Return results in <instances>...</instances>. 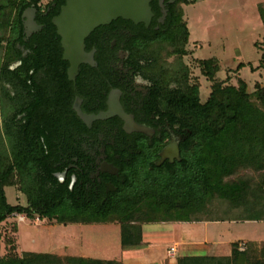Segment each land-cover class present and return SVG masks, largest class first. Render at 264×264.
<instances>
[{
  "label": "trees",
  "instance_id": "16d2710c",
  "mask_svg": "<svg viewBox=\"0 0 264 264\" xmlns=\"http://www.w3.org/2000/svg\"><path fill=\"white\" fill-rule=\"evenodd\" d=\"M66 1L51 3L61 6ZM199 1L184 0L183 4L195 5ZM39 2L0 0V51L10 57L0 65V225L14 215L62 224H100L114 217L122 221L123 247L131 249L143 244V225L147 223L264 222V174L257 182L244 177L229 180L246 164L254 171H258V166L264 169V83H256L251 92L243 79L237 85L230 84L229 79L219 81L222 68L217 61L196 60L201 75L212 84L211 93L203 102L201 84L199 80L192 81L183 62L191 33L182 7L172 11L167 31L151 38L166 41L167 51L157 57L161 53L154 46L149 50L150 41L146 46L157 57V68L160 65L166 70L160 63L164 55L179 58L174 70L180 86L165 94V111L177 119L173 125L185 133L181 161L157 167L153 163L156 154L147 166L143 158H137L132 168L124 172L118 194L106 205L88 202L85 190L78 189V185L71 191L70 176L66 183L58 181L55 174L63 169L58 164L64 153L48 151L54 152L57 129L66 127L47 122L52 113L46 104L49 100L31 93V72L44 69L47 64L49 69L61 70L62 49L52 34L37 42L39 57L34 61L21 58L18 48V44H24L21 16L34 4L39 8ZM258 8L264 24V4ZM15 59H22V66L12 70L10 63ZM103 66L100 61V69ZM245 66L239 65L237 72ZM15 185L27 197V206L8 202L5 188ZM5 242L14 255L0 259V264H124L32 252L18 257L13 240ZM246 244L245 252L235 243L229 256L179 257L178 264H264V242Z\"/></svg>",
  "mask_w": 264,
  "mask_h": 264
},
{
  "label": "flooded vegetation",
  "instance_id": "af4514ba",
  "mask_svg": "<svg viewBox=\"0 0 264 264\" xmlns=\"http://www.w3.org/2000/svg\"><path fill=\"white\" fill-rule=\"evenodd\" d=\"M39 1V8L34 4L21 16L24 44H18V48L22 51L21 58L34 61L39 57L37 42L52 34L62 49L61 70L49 69L47 64L44 69L31 72V93L49 100L46 104L52 113L47 122L66 127L57 129L54 152L48 151L64 153L58 164L63 169L55 177L66 183L70 176L71 191L78 185V189L85 190L88 202L106 205L118 194L124 172L132 168L137 158H143L147 166L150 157L156 154L153 163L157 167L179 161L175 145L182 153L185 133L177 124L173 125L177 119L165 111L168 109L165 94L177 90L180 81L177 73L173 77L160 65L156 70L157 57L146 46L147 41L150 44L157 41L151 38L167 31L172 11L182 7L184 0H153L154 17L149 26L118 19L97 28L85 42V53L93 56L95 65L82 64L73 77L54 24L68 0L61 6L51 3L52 0ZM100 61L104 62L101 69ZM3 64L0 60V65ZM20 66L22 59L10 63L12 70ZM117 101L143 132L128 129L118 116L97 119ZM167 149L172 154L163 160L161 154Z\"/></svg>",
  "mask_w": 264,
  "mask_h": 264
},
{
  "label": "rangeland",
  "instance_id": "374dc122",
  "mask_svg": "<svg viewBox=\"0 0 264 264\" xmlns=\"http://www.w3.org/2000/svg\"><path fill=\"white\" fill-rule=\"evenodd\" d=\"M187 1L192 3L194 0ZM260 4H264V0H200L195 5H182L184 20L191 33L190 44L187 46L188 54L183 58V62L189 70L192 81L199 80L203 102L207 101L212 84L201 75V70L195 63L196 60L217 61L222 68L217 76L219 81L224 82L229 79L230 84L237 85L238 80L243 79L249 83L251 92L255 90L256 83H264V66H261V59L264 55V24L259 13ZM165 42L157 40L150 44L149 50L151 51L154 46L160 51L161 54L157 55L160 57L167 51ZM257 43H259L258 48ZM161 58V65L166 66L165 71H169L170 75L176 77L174 74L177 71L174 69L178 67L179 58L176 55H164ZM9 59L8 53L1 49V62ZM241 64L246 66L237 72ZM158 69L159 67L156 68ZM1 114L0 107V126H2ZM258 167V171H254L246 164L237 175L229 180L234 181L239 177H244L257 182L264 174V169ZM5 191L11 205L27 206V197L20 191L18 185L9 186L5 188ZM111 219L100 224H62L57 221L51 222L48 219L40 220L39 217L31 220L21 215L11 216L0 225V259L14 255L9 251L10 247L5 242L6 239H12L13 247H17L18 257H22L25 252H32L57 255L63 259L84 257L102 261L118 259L121 263L128 262V259H122L123 250H128L122 245V221L114 217ZM183 225L182 222L147 223L143 225V232L157 239L163 233L173 232L174 240L179 242ZM230 225L232 241L264 240V222ZM262 244L260 243V247ZM136 249L140 250L141 247ZM231 251L232 245L228 240H224L220 246H210L209 253L229 256ZM169 254L171 255V252ZM172 263L176 264V261L173 260Z\"/></svg>",
  "mask_w": 264,
  "mask_h": 264
},
{
  "label": "water",
  "instance_id": "95a60500",
  "mask_svg": "<svg viewBox=\"0 0 264 264\" xmlns=\"http://www.w3.org/2000/svg\"><path fill=\"white\" fill-rule=\"evenodd\" d=\"M153 0H68L62 8L59 17L54 20L58 29V35L62 39L65 50V58L70 62L71 77L78 73L82 64L95 65L92 55L85 53L86 39L97 28L110 25L112 22L123 19L131 21L136 25L149 26L154 17L151 3ZM118 116L126 122V127L131 130L143 132L134 121L123 110L119 101L111 104V108L105 114L97 117L104 120ZM167 149L161 154L163 160H167L172 153ZM175 153L181 161L179 146L175 145Z\"/></svg>",
  "mask_w": 264,
  "mask_h": 264
},
{
  "label": "crops",
  "instance_id": "0c3cea01",
  "mask_svg": "<svg viewBox=\"0 0 264 264\" xmlns=\"http://www.w3.org/2000/svg\"><path fill=\"white\" fill-rule=\"evenodd\" d=\"M255 221L244 222H201V223H183L181 227V239L179 242L174 240L173 232L163 233L160 238L143 232V244L140 250L131 248L123 250L124 264H174L173 260L178 264L179 257H223L219 255H211L209 253L210 246H220L224 240H228L231 245L235 243L241 244L248 242H264L249 240H231L230 224H252ZM178 223V222H166ZM257 223V222H255ZM262 223V222H258ZM165 224V223H163ZM155 235V234H153ZM171 249L175 250L170 255ZM181 250V253L179 254ZM232 252V251H231ZM231 255V254H230ZM140 259V260H138ZM118 261V259H116Z\"/></svg>",
  "mask_w": 264,
  "mask_h": 264
},
{
  "label": "built area",
  "instance_id": "2783aa9c",
  "mask_svg": "<svg viewBox=\"0 0 264 264\" xmlns=\"http://www.w3.org/2000/svg\"><path fill=\"white\" fill-rule=\"evenodd\" d=\"M239 249H240L241 252H245L247 250V245L245 243H242V244H240ZM170 252H171V255H172V252L174 254L175 253V250L172 249Z\"/></svg>",
  "mask_w": 264,
  "mask_h": 264
}]
</instances>
